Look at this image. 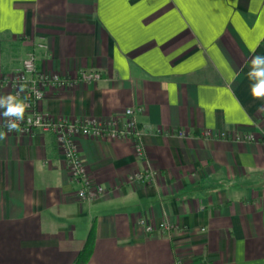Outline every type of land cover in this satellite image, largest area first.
<instances>
[{"label": "crops", "instance_id": "1", "mask_svg": "<svg viewBox=\"0 0 264 264\" xmlns=\"http://www.w3.org/2000/svg\"><path fill=\"white\" fill-rule=\"evenodd\" d=\"M40 45L39 70L66 83L39 111L120 132L134 110L147 159L128 138L72 136L88 202L54 135L7 133L0 264H75L94 225L88 264H264V98L247 75L264 0H0V73Z\"/></svg>", "mask_w": 264, "mask_h": 264}, {"label": "built area", "instance_id": "2", "mask_svg": "<svg viewBox=\"0 0 264 264\" xmlns=\"http://www.w3.org/2000/svg\"><path fill=\"white\" fill-rule=\"evenodd\" d=\"M37 48L44 49L40 45L31 49L26 58L22 61L21 67L10 73H0V89L8 86L12 89V95L19 93L21 99L27 97L29 107L26 110L25 119L21 123V131L7 132L2 125V130L8 134H27L34 135L36 133L52 134L56 137L57 144L60 148L61 155L64 158L70 170L71 180L81 184L80 197L81 199L91 202L93 196L90 195L88 185L85 180L84 165L79 155V152L72 141V136L81 134L86 137H123L135 141L137 157L145 162L147 159L145 145L143 141V133L139 128V123L134 110L126 112L128 122L124 130L118 132L102 128L93 123L73 124L68 120L60 122L52 121L47 115L41 113L38 105L44 97V88L47 86H62L66 83L58 77L49 76L41 72L38 68ZM101 80V74L98 72H82L79 78L81 82H97ZM23 88V91L20 89ZM253 140V138H250ZM143 183L152 181L153 175L147 171L145 175L139 176L137 179ZM141 227L149 234L154 232H170L173 227L167 224L152 226L141 222ZM174 264H183L182 261L176 260Z\"/></svg>", "mask_w": 264, "mask_h": 264}, {"label": "clouds", "instance_id": "3", "mask_svg": "<svg viewBox=\"0 0 264 264\" xmlns=\"http://www.w3.org/2000/svg\"><path fill=\"white\" fill-rule=\"evenodd\" d=\"M250 70L247 73L252 81L251 93L254 99L264 98V56L253 55L250 61ZM23 91V88L20 89ZM29 107L27 97L21 99L16 95H0V117L5 120L4 127L7 132L21 131V123L25 119L26 110ZM7 138V133L0 130V140Z\"/></svg>", "mask_w": 264, "mask_h": 264}, {"label": "trees", "instance_id": "4", "mask_svg": "<svg viewBox=\"0 0 264 264\" xmlns=\"http://www.w3.org/2000/svg\"><path fill=\"white\" fill-rule=\"evenodd\" d=\"M95 242H96V228L94 225L89 234L87 242L83 250L80 252L75 264H88L89 263V261L92 258L93 252H94Z\"/></svg>", "mask_w": 264, "mask_h": 264}]
</instances>
